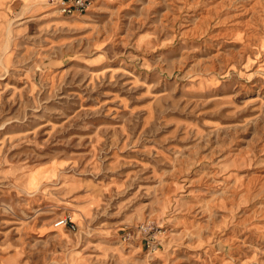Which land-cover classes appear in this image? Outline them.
<instances>
[{
	"label": "rangeland",
	"instance_id": "1",
	"mask_svg": "<svg viewBox=\"0 0 264 264\" xmlns=\"http://www.w3.org/2000/svg\"><path fill=\"white\" fill-rule=\"evenodd\" d=\"M30 8L0 9V264H264V0Z\"/></svg>",
	"mask_w": 264,
	"mask_h": 264
},
{
	"label": "built area",
	"instance_id": "2",
	"mask_svg": "<svg viewBox=\"0 0 264 264\" xmlns=\"http://www.w3.org/2000/svg\"><path fill=\"white\" fill-rule=\"evenodd\" d=\"M61 15L77 16L90 10L95 0H46ZM55 226L74 228V222L69 215L60 216L54 223Z\"/></svg>",
	"mask_w": 264,
	"mask_h": 264
},
{
	"label": "crops",
	"instance_id": "3",
	"mask_svg": "<svg viewBox=\"0 0 264 264\" xmlns=\"http://www.w3.org/2000/svg\"><path fill=\"white\" fill-rule=\"evenodd\" d=\"M13 3H17L21 5L22 7L31 5L30 9L34 11H43L44 9L46 10V8H48V9H52L53 12H56L59 14V12L52 5H50L49 3H47L48 5L44 3V0H0V9L6 8V7L10 8V6Z\"/></svg>",
	"mask_w": 264,
	"mask_h": 264
},
{
	"label": "bare ground",
	"instance_id": "4",
	"mask_svg": "<svg viewBox=\"0 0 264 264\" xmlns=\"http://www.w3.org/2000/svg\"><path fill=\"white\" fill-rule=\"evenodd\" d=\"M57 227L64 228V227H62V226H57Z\"/></svg>",
	"mask_w": 264,
	"mask_h": 264
}]
</instances>
